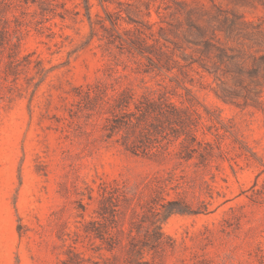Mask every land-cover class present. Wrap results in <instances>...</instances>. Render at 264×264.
Returning <instances> with one entry per match:
<instances>
[{"label":"rangeland","instance_id":"obj_1","mask_svg":"<svg viewBox=\"0 0 264 264\" xmlns=\"http://www.w3.org/2000/svg\"><path fill=\"white\" fill-rule=\"evenodd\" d=\"M80 2L66 0L70 9ZM90 2L93 19H107ZM167 2L162 18L159 3L151 18L132 15L165 28L178 60L171 72L101 40L84 8L62 19L13 4L0 18V264H63L71 250L86 264H137L134 241L146 264H264V111L225 103L216 79L241 90L228 57L250 70L264 54V0ZM246 80L260 83L264 102L263 79ZM88 86L167 93L193 114L208 159H183L186 136L171 130L159 150H127L125 131L108 136L110 114L78 103ZM114 186L121 196L102 203L103 188ZM96 229L108 231L104 240Z\"/></svg>","mask_w":264,"mask_h":264},{"label":"trees","instance_id":"obj_2","mask_svg":"<svg viewBox=\"0 0 264 264\" xmlns=\"http://www.w3.org/2000/svg\"><path fill=\"white\" fill-rule=\"evenodd\" d=\"M98 1L104 8L107 19L99 14H96L97 20L93 19V5L90 0L76 3L73 9L67 7L66 0H15L12 3L0 0V18L7 16V12L12 9L13 4L17 7L37 5L44 17L53 15L61 16L62 19L66 18L65 13L73 11L76 14H80L81 9L79 10V8H84L85 16L90 22L92 32L101 30L103 33L99 38L106 40L108 45L116 46L121 50L127 49L130 53H138L140 56L146 58L151 65L158 67L160 71L171 72L175 67H178V60H176L175 55H170V53H176V48L171 49L168 45L170 41L166 35L165 28L158 26V30L155 31L154 27L158 22L151 23L150 20L148 22L138 21L132 15L133 13L137 15L143 14L151 18L153 5L159 3L156 13L162 18V5H166L163 9L169 8L167 0H135L134 2L123 0ZM172 1L176 2V0ZM115 3L117 7L114 10L109 9V4ZM14 17L16 16L14 15ZM107 21L110 22L111 26L107 24ZM199 31L200 33L202 32L201 29ZM223 57L224 53L218 54V58L221 61H223ZM239 58L235 54L228 57L230 64L227 65L226 73L238 76L236 79L237 86L241 90L229 89L226 87L225 81L219 75H216V79L221 82L220 91H217V95L225 103L243 109L252 106L264 111V102L261 100L262 91H255V87L259 86L260 83L247 82L246 80L248 76L250 78H260L264 81V54L254 61V67L250 70L245 69L244 62L240 61ZM40 63L41 61H37L38 65ZM11 67L13 66L11 65ZM44 70L45 68L40 65L37 73H42ZM152 71H154L153 67L145 72L151 73ZM9 72L7 76L13 74L12 69H9ZM100 91L102 90L98 86L95 88L92 86H88L87 89L82 88L80 93L81 100L78 103L86 109L95 111L99 108V110L102 109L105 113L110 114L111 116L106 118L105 126L106 130L110 131L108 136L111 138L125 131V135L122 136V144L127 150L136 154L139 153V150L145 153L159 150L171 130L177 139L186 136L184 142H182V147L185 148L186 152L185 155H182L183 159L190 160L197 153L203 161L208 159L210 151H208L205 145L210 146L211 144L200 141L193 132V114L171 102L167 93H160L161 95L156 98L148 95L137 97L128 88H122L121 91L113 94L105 91L104 95ZM166 151L169 152V148ZM104 188L102 203L110 202L114 205L115 199H118L122 194L121 188L119 186H114L111 190H108L107 187ZM102 214L100 213V215ZM85 232L89 231L86 230ZM107 232L104 233L102 230L96 229L95 234L104 240L105 234H108ZM155 234V237H153L155 244L162 245L164 240L163 234L158 230H156ZM109 235L111 234L109 233ZM135 243V241L131 243L130 251L136 255H141L137 264H146V262H142L144 249ZM68 256V259L64 260L63 264H86L80 254L74 250H71ZM106 264L108 263L106 262Z\"/></svg>","mask_w":264,"mask_h":264}]
</instances>
